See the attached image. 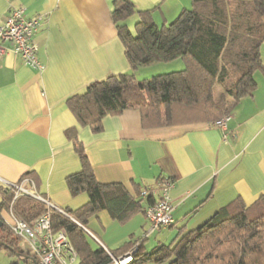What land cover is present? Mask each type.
<instances>
[{
	"label": "crops",
	"instance_id": "crops-1",
	"mask_svg": "<svg viewBox=\"0 0 264 264\" xmlns=\"http://www.w3.org/2000/svg\"><path fill=\"white\" fill-rule=\"evenodd\" d=\"M130 1L139 11H151L159 27L191 8V0ZM21 8L26 19L45 17L37 34L45 71L32 70L14 54L0 58V206L7 184L26 176L57 207L77 211L89 202L87 194L72 196L67 182L81 170L66 137L74 127L99 183L122 186L139 199L160 179L175 181L174 225L152 232L148 251L178 242L236 199L250 206L264 196V70L255 75L254 96L230 114L227 132L214 123L145 129L141 113L129 110L106 117L102 132L93 133L78 125L67 102L92 82L132 72L112 20L114 0H0V26ZM137 21L136 15L125 24L134 32ZM261 55L264 65V45ZM174 62L169 73L185 68ZM142 69L134 71L136 77L149 78ZM84 228L112 251L142 237L150 225L144 213L120 224L101 211Z\"/></svg>",
	"mask_w": 264,
	"mask_h": 264
},
{
	"label": "trees",
	"instance_id": "trees-1",
	"mask_svg": "<svg viewBox=\"0 0 264 264\" xmlns=\"http://www.w3.org/2000/svg\"><path fill=\"white\" fill-rule=\"evenodd\" d=\"M136 15L133 32L125 22ZM111 16L132 72L92 82L83 93L68 99L80 127L100 133L106 117L129 110L141 113L145 129L215 123L230 115L243 99L254 96L255 75L264 70V0H191L190 9L162 27L155 24L151 11L137 10L130 0H114ZM176 60L184 63L182 71L143 80L134 74L140 67ZM66 137L81 161V170L67 180L71 194H87L89 202L77 211L65 209L70 217L51 210L53 230L66 231L78 255L77 264H112L103 247L90 245L89 237H93L84 230L89 218L107 211L113 220L126 224L135 215L145 214L151 200L143 198L142 191L135 199L122 186L99 183L78 129L67 130ZM2 193L0 240L7 247L0 248L21 252L20 239L2 223L13 192L4 189ZM14 210L32 224L48 209L23 196ZM148 239L133 237L109 251L118 259L135 249L128 264H264V196L250 206L236 199L170 245L148 251Z\"/></svg>",
	"mask_w": 264,
	"mask_h": 264
},
{
	"label": "built area",
	"instance_id": "built-area-1",
	"mask_svg": "<svg viewBox=\"0 0 264 264\" xmlns=\"http://www.w3.org/2000/svg\"><path fill=\"white\" fill-rule=\"evenodd\" d=\"M45 24L43 15L26 19L24 9H15L0 26V58L14 54L32 70L42 74L45 66L39 59V44L37 34ZM230 115L216 121L215 127L227 132ZM226 138V137H225ZM13 192V199L7 210L2 214V223L12 234L25 241L36 264H77L78 255L73 248L66 231L54 232L51 222V210L70 217L65 209L55 206L37 191L36 183L31 177H24L19 182L7 184ZM175 187L172 179H161L153 188L143 190L141 196L150 198L151 202L145 209V216L150 225V230L143 235L148 238L156 230H166L174 225L171 191ZM23 196L37 200L47 207V211L38 217L32 224L21 219L14 210L15 202ZM85 231L87 229L84 228ZM101 247L111 256L112 264H128L133 257L135 249L121 258H114L110 251L87 231Z\"/></svg>",
	"mask_w": 264,
	"mask_h": 264
},
{
	"label": "rangeland",
	"instance_id": "rangeland-1",
	"mask_svg": "<svg viewBox=\"0 0 264 264\" xmlns=\"http://www.w3.org/2000/svg\"><path fill=\"white\" fill-rule=\"evenodd\" d=\"M175 65H177L176 62L158 63L150 66H144L143 69L141 70L142 71L141 73L143 74L147 73L150 76L149 78H152V76L155 77L164 74H170L169 72H171V70H174V68H176ZM139 80H143V79H139ZM220 94H221V90L218 89L217 96H219ZM18 243H19L20 251L23 252L25 256L32 257L28 244L23 240H20ZM89 243L94 249H96L100 245L94 238L92 239L90 237H89ZM0 264H32V263L24 258L17 257L15 254L10 252L6 248H0Z\"/></svg>",
	"mask_w": 264,
	"mask_h": 264
},
{
	"label": "water",
	"instance_id": "water-1",
	"mask_svg": "<svg viewBox=\"0 0 264 264\" xmlns=\"http://www.w3.org/2000/svg\"><path fill=\"white\" fill-rule=\"evenodd\" d=\"M0 246H6L5 243L2 240H0ZM12 252L15 253V255L17 257L24 258V259H29V257L25 256L23 252H18L17 253V252L14 251V249H12Z\"/></svg>",
	"mask_w": 264,
	"mask_h": 264
},
{
	"label": "flooded vegetation",
	"instance_id": "flooded-vegetation-1",
	"mask_svg": "<svg viewBox=\"0 0 264 264\" xmlns=\"http://www.w3.org/2000/svg\"><path fill=\"white\" fill-rule=\"evenodd\" d=\"M17 253H18V252H17ZM28 261L31 262L32 264H35V262H36L35 259H34L33 257H29Z\"/></svg>",
	"mask_w": 264,
	"mask_h": 264
}]
</instances>
